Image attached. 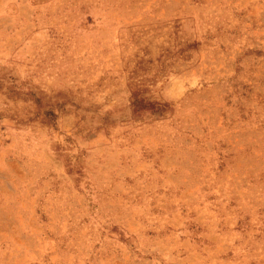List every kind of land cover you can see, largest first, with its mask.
<instances>
[{"label":"rangeland","instance_id":"374dc122","mask_svg":"<svg viewBox=\"0 0 264 264\" xmlns=\"http://www.w3.org/2000/svg\"><path fill=\"white\" fill-rule=\"evenodd\" d=\"M0 264H264V0H0Z\"/></svg>","mask_w":264,"mask_h":264}]
</instances>
